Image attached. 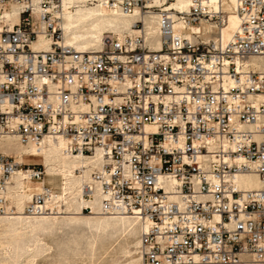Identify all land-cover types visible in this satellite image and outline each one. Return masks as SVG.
I'll list each match as a JSON object with an SVG mask.
<instances>
[{
	"label": "built area",
	"instance_id": "built-area-1",
	"mask_svg": "<svg viewBox=\"0 0 264 264\" xmlns=\"http://www.w3.org/2000/svg\"><path fill=\"white\" fill-rule=\"evenodd\" d=\"M155 1L110 0L126 16L143 11L134 34L79 52L64 42L61 0H0L1 11L19 7L18 24L0 16V137L99 155L82 197L145 225L141 264H264V71L246 63L264 58V0H238L226 45L179 27L223 26L225 11L209 0H189L188 12L147 8ZM152 11L160 51L146 37ZM40 36L48 50L32 48ZM15 173L40 180L45 168L0 154L2 217L17 215L7 196ZM247 175L261 187L242 188ZM52 200L45 186L23 213L57 212Z\"/></svg>",
	"mask_w": 264,
	"mask_h": 264
},
{
	"label": "bare ground",
	"instance_id": "bare-ground-1",
	"mask_svg": "<svg viewBox=\"0 0 264 264\" xmlns=\"http://www.w3.org/2000/svg\"><path fill=\"white\" fill-rule=\"evenodd\" d=\"M110 0H61L59 10L60 25L64 32V42L79 52L103 50L106 34L115 33L119 37L125 35L132 36L134 30L133 23L143 16V11L136 9L133 16L124 15L119 6L111 7ZM121 2L122 0H115ZM208 3L218 12L223 9L227 12V20L224 26L219 29L218 39L224 45L231 41L237 31L240 20L236 13L238 0H209ZM179 12H188L190 7L189 0H171L170 2L155 1L147 8H163ZM0 16L10 26L19 23V7L12 6L9 11L0 9ZM152 18L148 22L147 40H152V48L156 51L161 50V42L156 24L157 13L152 11ZM180 29L186 34L187 38L193 40L198 35L205 38V42H210V33L213 32L214 25L211 22L202 20L199 25L194 27H183ZM189 28V29H188ZM34 50H48L49 41L40 36L37 42L32 44ZM249 65L259 67L264 71V58L253 57L246 62ZM0 153L13 155L18 164L30 163L37 160L45 168V178L40 180L25 181L20 173L13 174L11 178L12 192L9 196L17 209V215L2 217L0 216V247L14 248L21 250V243L37 231H50L68 222L74 226H88L96 231L122 230L131 233L136 222L129 216H106L101 213L99 200L86 201L82 197L81 189L84 184L90 182V175L99 163V155L94 159H87L82 156H71L64 152L63 142H52L49 140L36 148L33 145L22 146L16 137H0ZM31 155L40 158H31ZM80 171L81 176L75 172ZM47 178H53L58 182L57 191L54 192L53 200L47 205V210L57 212L44 213L41 216H25L23 211L31 198L43 191L47 186ZM13 180L15 186L13 184ZM57 184V183H56ZM239 185L245 189H259L261 183L257 176L247 175L239 179ZM11 204V203H10ZM14 207V208H15ZM92 208V213L86 214L83 209ZM135 221V222H134ZM134 222V223H133ZM63 227V226H62ZM141 231L145 225H141ZM140 248V240L136 243ZM131 264H140L138 260H133Z\"/></svg>",
	"mask_w": 264,
	"mask_h": 264
},
{
	"label": "rangeland",
	"instance_id": "rangeland-1",
	"mask_svg": "<svg viewBox=\"0 0 264 264\" xmlns=\"http://www.w3.org/2000/svg\"><path fill=\"white\" fill-rule=\"evenodd\" d=\"M226 20L227 12H225ZM223 26L213 27V32L208 35L209 41L218 38L219 29ZM107 36L118 35L108 33ZM201 38L205 41V38ZM3 155L16 161L13 155ZM29 162L43 168L37 160ZM13 184H15L14 180ZM46 184L53 188L54 192L57 191L58 182L53 178H47ZM15 186L18 185L15 184ZM11 192L12 188H9L7 196L10 205L15 207L9 196ZM133 225L134 230L131 233L119 229L103 232L88 226L78 227L64 222L50 231H37L30 234L21 243L20 251L5 246L0 247V264H131L132 259L138 260L141 264L140 248L136 247V243L140 240L141 227L138 222Z\"/></svg>",
	"mask_w": 264,
	"mask_h": 264
}]
</instances>
